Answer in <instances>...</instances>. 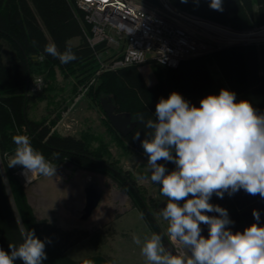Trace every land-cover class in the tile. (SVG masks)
Wrapping results in <instances>:
<instances>
[{"label":"trees","instance_id":"1","mask_svg":"<svg viewBox=\"0 0 264 264\" xmlns=\"http://www.w3.org/2000/svg\"><path fill=\"white\" fill-rule=\"evenodd\" d=\"M159 5L160 0H145ZM179 10L205 19L244 29L264 23V0H222L223 11L209 7L210 0H168ZM89 24L83 20V13L73 7L71 0H0V248L8 251V245H19L22 234L34 230L46 243L47 259L43 264H115L110 257L101 254L88 255L82 259L70 257L66 250L83 239L99 243L102 236L83 228L62 227L46 219H39L30 206L25 186L15 167H9V157L16 145L12 137L26 134L32 147L41 152L54 166L68 163L73 168L101 173L117 187L126 189L135 197L145 221L158 233L150 211L139 196V187L130 172L121 171L114 163L106 161L108 142L91 147L92 132L61 134L52 129L62 112L76 95L62 96L68 88L60 79L73 76L75 84H89L86 95L93 104L99 105L102 97H109L116 111L130 112L135 124L121 137L105 118V125L116 139L123 141L131 151L144 155L141 140L148 131L139 117L155 119V107L161 97L178 92L185 100L197 101L208 95H218L222 88L236 93V100L249 101L259 113H264V45L262 60L253 43H238L216 48L204 55L184 58L175 67L152 62L156 69L155 79L148 83L140 65L103 70L99 57L104 58V43L90 45L86 39ZM77 38V42L71 40ZM54 42L63 52L70 47L77 59L62 64L59 59L44 53V47ZM42 56L43 59H37ZM99 56V57H98ZM216 66L220 76L215 77L209 66ZM41 75L43 86L39 91H30L33 76ZM29 81V84H27ZM73 84V83H72ZM77 87V85H76ZM67 88V89H66ZM72 90V89H71ZM73 91V90H72ZM41 101L48 103V109L38 119L28 116V108ZM140 133V140L133 137ZM97 138L94 136V139ZM7 153V156L5 155ZM165 164L168 171L175 169L171 162ZM140 200L143 202L141 203ZM210 203L220 204L227 209L234 221L228 226L233 232H243L257 223L252 212L260 213L259 225L264 226V199L253 196L243 189L221 199L215 194ZM15 264H22L17 260Z\"/></svg>","mask_w":264,"mask_h":264},{"label":"clouds","instance_id":"2","mask_svg":"<svg viewBox=\"0 0 264 264\" xmlns=\"http://www.w3.org/2000/svg\"><path fill=\"white\" fill-rule=\"evenodd\" d=\"M209 7L222 12V0H210ZM44 53L62 64L77 59L70 47L61 52L54 42L45 45ZM41 83L35 82L38 87ZM154 115L155 119L146 121L143 115L139 117L148 130L140 141L150 172L146 178L159 184L160 194L167 198L160 216L168 222V240L181 250L167 249L164 236L158 233L146 236L143 243L134 235L133 242L142 245L147 264H264L259 211L252 212L257 223L242 233L233 232L228 226L234 221L227 209L209 202L214 194L223 199L225 193L231 197L241 189L264 199V113L222 88L218 95L202 98L199 107L174 91L159 99ZM133 139L140 140V133ZM12 140L16 148L9 167L22 166L29 183L38 176L56 174V166L32 147L27 135H14ZM159 161L176 167L168 171ZM213 212L219 215L206 214ZM201 224L208 226L207 237L201 234ZM22 236L18 246L10 243L8 251L0 248V264L17 260L43 264L47 259L45 248L50 239L41 240L30 229Z\"/></svg>","mask_w":264,"mask_h":264},{"label":"rangeland","instance_id":"3","mask_svg":"<svg viewBox=\"0 0 264 264\" xmlns=\"http://www.w3.org/2000/svg\"><path fill=\"white\" fill-rule=\"evenodd\" d=\"M76 40L77 38H73L71 42L74 43ZM257 48L262 60V46ZM104 54L107 55V53ZM209 67L214 76L218 77L216 67L214 65ZM140 70L148 83L154 81L156 69L152 66V62L141 65ZM63 80L62 84L68 88H66V93L69 95L79 86L86 85L83 84L85 82L79 83L73 89L71 87L76 82L73 76H68ZM84 96L87 103H84L82 107L79 105L77 116H75L77 119L74 128L77 134L81 132L82 127L87 126L88 129L91 128L90 132L93 134L92 148L103 143L102 140L108 142L107 153L103 158L114 163L121 171H129L135 180L138 179L136 182L139 187V196L167 237L168 222L160 216V210L165 206L166 197L160 194L159 184H154L146 178L150 176L147 157L139 152L131 151L123 141H118L116 135L110 132L104 123L106 116L101 102L99 105L93 104L88 95L84 94ZM101 128L103 132L100 131ZM93 129H97L96 133ZM94 136L97 138L94 139ZM13 156L14 154L9 157V160ZM15 168L22 179L28 202L37 218L46 219L58 226L74 223L85 224L91 231H95L96 235L103 237L99 243H94L93 239H83L70 246L66 250L70 257L82 259L88 255L101 254L110 257L115 264H147L145 257L141 254L142 245L134 243L133 236H139L143 243L144 238L154 231L145 219L141 218V213L135 206L138 202L126 189L117 187L104 174L73 168L68 163L57 165L56 174L53 177L38 176L30 183L22 175V166L17 165ZM89 178L101 186L103 193L91 215L87 219H81L78 214L81 203H83V187ZM156 191L159 197L156 196ZM141 200L140 202L143 203ZM205 234L207 237L208 226Z\"/></svg>","mask_w":264,"mask_h":264},{"label":"built area","instance_id":"4","mask_svg":"<svg viewBox=\"0 0 264 264\" xmlns=\"http://www.w3.org/2000/svg\"><path fill=\"white\" fill-rule=\"evenodd\" d=\"M89 24L90 45L104 43L107 55L99 57L100 68L111 70L156 62L175 67L180 60L208 54L216 48L238 43L264 45V23L244 29L205 19L173 7L168 0L153 5L145 0H71ZM42 81L38 87L35 82ZM78 88L73 102L84 96L89 84ZM43 78H32L30 88L39 91ZM71 101V102H72ZM69 107V105H68ZM68 107L53 126L56 130ZM70 127L69 124L65 125ZM57 131V130H56ZM58 132V131H57ZM59 133V132H58ZM26 135V134H24ZM178 251L181 246L176 245Z\"/></svg>","mask_w":264,"mask_h":264},{"label":"water","instance_id":"5","mask_svg":"<svg viewBox=\"0 0 264 264\" xmlns=\"http://www.w3.org/2000/svg\"><path fill=\"white\" fill-rule=\"evenodd\" d=\"M27 84H29V81H27ZM189 102L192 105H195L196 107L200 106V100L197 101L192 100ZM101 106L109 123L121 137H124L133 128L135 122L132 119L131 113L125 111H120V112L116 111L115 105L113 104L112 100L109 97L101 98ZM83 192H84V201L78 216L81 219H87L91 215L92 211L97 207L101 199L103 190L96 182L90 180L85 184ZM218 205L221 206L220 204ZM206 214L209 216L219 215L218 213H214V212L206 213ZM158 229L160 234L164 236L163 239L164 246L169 250H172L174 252H179L176 248V245H173L168 240V238L165 236V234L161 231L160 228Z\"/></svg>","mask_w":264,"mask_h":264},{"label":"crops","instance_id":"6","mask_svg":"<svg viewBox=\"0 0 264 264\" xmlns=\"http://www.w3.org/2000/svg\"><path fill=\"white\" fill-rule=\"evenodd\" d=\"M76 42H77V40H76ZM76 42H74V43H76ZM216 67V66H215ZM216 70H217V67H216ZM219 76H220V74H219ZM34 77V76H33ZM32 77V78H33ZM62 81H64V80H62V79H60V82L59 83H62ZM64 83V82H63ZM152 83V82H151ZM29 88H30V86H29ZM30 91H32V89L30 88ZM62 96H68V94L66 93V90L62 93ZM85 96H82L81 98H79L78 100H76L75 102H71L70 104H69V107H68V109H67V111H66V114L62 117V119H61V121L59 122V124H58V126H57V131L59 132V133H61V134H77V132H76V129L74 128V123L76 122V117L75 116H77V110H78V107H79V105L82 107V105L84 104V103H87L86 101V99L84 98ZM85 108H86V106H85ZM47 109H48V103L46 102V101H41V102H38V103H36V104H33V105H31L29 108H28V110H27V114H28V116L30 117V118H32V119H38L39 117H41L44 113H46V111H47ZM66 124H69L70 125V127L68 128V127H66L65 125ZM91 129V128H90ZM90 129H88V127L87 126H84V127H82L81 128V132H79L78 134H81L82 132H87V131H91ZM78 131V130H77ZM93 131L95 132V131H97V129H93ZM100 131H102V128H101V130ZM105 131V130H104ZM103 132V131H102ZM96 133V132H95ZM105 135H107V134H105ZM106 137H108V136H106ZM128 169H130L131 170V168L130 167H128ZM148 177V176H147ZM90 180H92L91 178H89V180L87 181V182H89ZM138 180V179H137ZM136 180V181H137ZM86 182V183H87ZM95 182V181H94ZM85 183V184H86ZM98 184V183H97ZM99 185V184H98ZM85 186V185H84ZM100 186V185H99ZM101 187V186H100ZM161 187V186H160ZM83 189H84V187H83ZM156 196H157V191H156ZM157 197H159V196H157ZM166 201H164V204H166V202H167V198L165 199ZM82 201H84V192H83V200ZM183 203V201H181V204ZM82 205H83V203H81V207H82ZM81 209V208H80ZM60 227H62L63 229H69V228H73V227H77V228H83V229H88V230H90L89 229V227L88 226H86L85 224H81V223H74V224H72V225H63V226H61V225H59ZM91 231V230H90ZM86 239H88V238H86Z\"/></svg>","mask_w":264,"mask_h":264},{"label":"flooded vegetation","instance_id":"7","mask_svg":"<svg viewBox=\"0 0 264 264\" xmlns=\"http://www.w3.org/2000/svg\"><path fill=\"white\" fill-rule=\"evenodd\" d=\"M151 214V213H150ZM152 216V215H151ZM154 219V218H153ZM155 221V220H154ZM155 224L157 225V223H156V221H155ZM158 226V225H157ZM206 227H207V225H203V224H201V228H202V235L203 236H205L206 234H205V229H206ZM159 228V227H158ZM206 237V236H205Z\"/></svg>","mask_w":264,"mask_h":264},{"label":"bare ground","instance_id":"8","mask_svg":"<svg viewBox=\"0 0 264 264\" xmlns=\"http://www.w3.org/2000/svg\"><path fill=\"white\" fill-rule=\"evenodd\" d=\"M23 171V170H22ZM25 177V176H24ZM26 178V177H25Z\"/></svg>","mask_w":264,"mask_h":264}]
</instances>
